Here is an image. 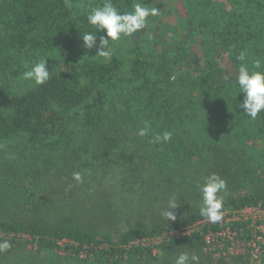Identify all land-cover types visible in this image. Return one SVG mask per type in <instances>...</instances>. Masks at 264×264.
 Masks as SVG:
<instances>
[{
	"label": "trees",
	"instance_id": "1",
	"mask_svg": "<svg viewBox=\"0 0 264 264\" xmlns=\"http://www.w3.org/2000/svg\"><path fill=\"white\" fill-rule=\"evenodd\" d=\"M137 2L154 7L112 0L121 12ZM103 3L0 0V242L77 264H175L182 252L199 264H251L260 235L253 222L208 221L197 185L217 173L227 182L224 213L264 210V112L252 120L237 107L236 59L246 50L244 63L259 60L264 71V0H184L175 26L159 23L155 39L114 42L110 60L81 39L94 31L87 13ZM38 58L50 72L64 70L43 86L22 80ZM146 121L151 132L140 137ZM164 131L172 140L153 143ZM109 177L116 190L141 193L128 211L102 193ZM173 195L181 210L167 221L158 204ZM227 227L251 245L210 250L206 235Z\"/></svg>",
	"mask_w": 264,
	"mask_h": 264
},
{
	"label": "clouds",
	"instance_id": "2",
	"mask_svg": "<svg viewBox=\"0 0 264 264\" xmlns=\"http://www.w3.org/2000/svg\"><path fill=\"white\" fill-rule=\"evenodd\" d=\"M70 6V5H69ZM161 10L157 7H150L141 2L133 5L132 11L121 12L112 0H104L102 6L92 8L87 13V22L94 31L84 32L81 36L83 47L97 50L95 57L110 60L112 55V45L124 37H131L148 26L149 17H157ZM98 33H105L98 37ZM247 57V51H240L236 59L240 61L238 68L237 85L239 93H243V101L239 102L237 107L243 110V113L252 120L257 119L261 112H264V71L256 69L261 68V62L256 60L252 69L244 61ZM48 59L38 58L30 65L25 64V71L21 75L24 81H30L35 86H43L48 83L57 71H63L64 66H53L49 71L47 65ZM175 79V76L172 77ZM151 132L150 122H145L142 128L137 130V135L146 137ZM173 133L164 131L153 138V143H168L172 140ZM72 179L77 185L83 184L84 175L79 172H73ZM197 188L201 194L200 215L210 222L216 223L224 217V195L227 190V182L217 173H212L203 179V183L198 184ZM178 199L175 195L168 199L167 206L161 212V216L167 221L176 219L174 210L179 207ZM11 248V244L5 240L0 242V253L6 252ZM200 258L196 254L182 252L175 260V264H199Z\"/></svg>",
	"mask_w": 264,
	"mask_h": 264
},
{
	"label": "rangeland",
	"instance_id": "3",
	"mask_svg": "<svg viewBox=\"0 0 264 264\" xmlns=\"http://www.w3.org/2000/svg\"><path fill=\"white\" fill-rule=\"evenodd\" d=\"M183 1L184 0H153L154 7L159 8L161 12L159 16L154 17V24H152L153 26L149 27V29L146 30L148 31V34H145V32H139L131 37H124L120 41L115 42V44L117 46L131 44L144 36L150 35H153L155 39V36L160 30L158 26L159 23H169V27L175 26L177 22V16H180V13L184 14L185 12H187L183 9ZM166 34L169 37V35H171L170 30ZM110 180L111 177L106 179L105 186L101 188L104 189L102 193L105 190L106 192L111 193L113 197H116L115 199H117V205L119 206V208H123L125 211H128L129 207L133 206L132 201H134L135 198H140L141 193L140 195H137L135 197V195L131 196L125 190L118 191L113 186L111 187ZM144 204L147 205L146 202ZM158 205L160 209H164L167 206L165 203H159ZM179 209L181 210L180 206ZM250 245H247L246 243L244 244V242L241 243L240 241L236 240L233 244L231 251L232 253H241ZM250 254L252 255L250 261L251 264H264V233H260L259 241L257 239L252 243ZM30 262H35L36 264H77L66 259L65 255L60 252L39 253L37 251L36 246L33 245H11V248L8 251L0 253V264H29Z\"/></svg>",
	"mask_w": 264,
	"mask_h": 264
},
{
	"label": "built area",
	"instance_id": "4",
	"mask_svg": "<svg viewBox=\"0 0 264 264\" xmlns=\"http://www.w3.org/2000/svg\"><path fill=\"white\" fill-rule=\"evenodd\" d=\"M224 221H219L221 224H228L230 221L235 220H250L253 222L252 226L253 229L257 230L259 233H264V227L262 225L258 226L259 222L262 220L264 221V210L262 208H246L239 212H225L224 213ZM206 222V221H203ZM202 224V222L197 223V225ZM193 229H198V226H193L190 229H186L183 233L184 234H190ZM236 233H234L229 227L227 229L223 230V232H220L219 234H216L214 232H209L206 235V242L208 244V248L210 250H224L226 244L229 245L227 250L223 251V254H227L229 251H231L234 242L236 241ZM260 236V235H259ZM259 236L256 238L259 241ZM224 239V243H221V240Z\"/></svg>",
	"mask_w": 264,
	"mask_h": 264
}]
</instances>
